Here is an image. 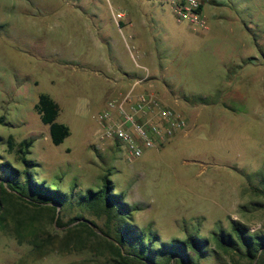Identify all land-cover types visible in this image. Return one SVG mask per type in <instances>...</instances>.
Instances as JSON below:
<instances>
[{"label":"rangeland","instance_id":"rangeland-1","mask_svg":"<svg viewBox=\"0 0 264 264\" xmlns=\"http://www.w3.org/2000/svg\"><path fill=\"white\" fill-rule=\"evenodd\" d=\"M204 16V27L178 21L162 0H0V163L21 168L8 138L29 139L37 182L76 199L108 176L136 208L133 223L160 241L197 234L211 241L201 264H247L212 236L231 220L264 232V0H209ZM120 78L123 92L153 89L179 110L184 134L130 161L102 141L97 116L120 97ZM40 94L70 129L60 144L34 110ZM24 212L0 226V264H114L96 238L61 252V227L46 254L34 253L13 234Z\"/></svg>","mask_w":264,"mask_h":264},{"label":"trees","instance_id":"trees-1","mask_svg":"<svg viewBox=\"0 0 264 264\" xmlns=\"http://www.w3.org/2000/svg\"><path fill=\"white\" fill-rule=\"evenodd\" d=\"M34 110L48 126L53 144H60L70 134L66 124L56 121L60 109L49 95L40 94ZM4 120V116H0V124ZM8 144L17 153L22 167L0 163L6 172L0 177V226L4 227L13 210L28 209L23 217L12 216L13 234L18 243L27 242L34 253L46 254L55 243L54 233L61 232V252L85 248L87 239L96 238V248L102 253L108 252L114 264H201L208 254L209 238L189 234L184 239L160 241L156 232H146L135 225L136 208L126 201L122 192L115 191L108 176L102 177L99 189H87L75 199L72 191L36 181L32 173L36 162L27 158L31 140L15 144L9 137ZM73 208L79 212L62 222L59 212ZM84 211L101 218L103 223L88 220L82 215ZM47 221L53 232L42 230ZM55 227L61 230L57 232ZM212 240L216 249L231 258L238 256L247 264H264V232H252L247 225L231 220L230 232L220 230L213 234Z\"/></svg>","mask_w":264,"mask_h":264},{"label":"built area","instance_id":"built-area-1","mask_svg":"<svg viewBox=\"0 0 264 264\" xmlns=\"http://www.w3.org/2000/svg\"><path fill=\"white\" fill-rule=\"evenodd\" d=\"M162 1L178 21L205 26L204 6L209 0ZM144 79H136L135 84ZM97 121L100 139L122 146L129 161L142 156L147 149L162 146L186 127L183 114L165 104L155 90L134 92L133 87L120 97L109 99Z\"/></svg>","mask_w":264,"mask_h":264},{"label":"crops","instance_id":"crops-1","mask_svg":"<svg viewBox=\"0 0 264 264\" xmlns=\"http://www.w3.org/2000/svg\"><path fill=\"white\" fill-rule=\"evenodd\" d=\"M147 78V77H146ZM123 79L125 78H120V81L117 82V90L119 91L118 92V96L122 95L124 92L122 91V82L124 81ZM185 130L179 132L178 134H184Z\"/></svg>","mask_w":264,"mask_h":264}]
</instances>
